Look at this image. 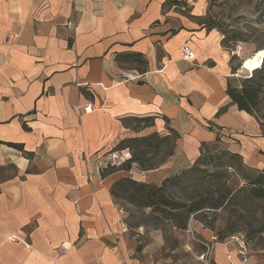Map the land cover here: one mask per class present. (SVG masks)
Listing matches in <instances>:
<instances>
[{
    "label": "crops",
    "instance_id": "obj_1",
    "mask_svg": "<svg viewBox=\"0 0 264 264\" xmlns=\"http://www.w3.org/2000/svg\"><path fill=\"white\" fill-rule=\"evenodd\" d=\"M170 1L0 0V264H139L112 194L128 175L107 171L126 139L175 133L184 163L206 146L264 171V127L227 94L238 52L206 28L208 0ZM234 248L217 243L214 263L239 260Z\"/></svg>",
    "mask_w": 264,
    "mask_h": 264
},
{
    "label": "rangeland",
    "instance_id": "obj_2",
    "mask_svg": "<svg viewBox=\"0 0 264 264\" xmlns=\"http://www.w3.org/2000/svg\"><path fill=\"white\" fill-rule=\"evenodd\" d=\"M188 11L186 8L185 12ZM203 22L206 28L214 26L223 39L227 38L225 48L238 52L233 57V67H240L242 72L239 74L241 77L235 78L236 85L241 80L250 78L252 72L244 71L242 62L258 50L264 49V0H208ZM262 111L264 114V104ZM143 126L144 124L141 125ZM128 150L131 157L137 154L143 162L160 164L157 169L169 163L170 168L165 172L168 178L182 175L183 172L189 173L186 183L166 184L165 197L175 202L212 199L222 193L226 194V190H233L244 184L233 169H221L227 173V182L226 179L221 182L216 176L211 178L206 175L207 171H216L214 167L219 164V160L214 155L226 151L222 148L209 150L214 159L208 166H198L196 161L184 163L179 160L172 141L161 143L158 150H150L141 144L132 145ZM121 161L116 160L107 171L120 169L127 173L125 178L135 181H139V176H131V171L150 172L141 170L138 163L133 164L128 171V161L117 166ZM239 163L244 164L243 161H237L235 165ZM193 181L195 182L192 183ZM162 184L163 182L158 181L150 185L160 187ZM117 190L116 202L124 210V223L128 227L126 235L139 264H200L198 256L205 251L203 245L210 243L212 236L224 237V240L219 239L218 244H225L227 239L233 237L243 240L247 245L248 264H264V201L240 197L228 202L222 210L192 216L184 227L170 220L169 210L161 214L160 208L155 211L153 208L143 207L141 204L147 203L149 199L143 198L139 192L127 189L128 193L125 194L123 189ZM232 245L237 250L238 243L235 241Z\"/></svg>",
    "mask_w": 264,
    "mask_h": 264
},
{
    "label": "trees",
    "instance_id": "obj_3",
    "mask_svg": "<svg viewBox=\"0 0 264 264\" xmlns=\"http://www.w3.org/2000/svg\"><path fill=\"white\" fill-rule=\"evenodd\" d=\"M169 4L180 5L181 1L171 0ZM208 29L214 30L216 27L212 26ZM226 42L227 38H224L222 40L223 46ZM233 60L234 58L232 61ZM239 70L240 67H234L233 74H237ZM254 73H256V75H254ZM236 84L237 82L234 80L229 81L227 85V94L232 100L233 104L236 105L240 111H244L253 116L255 119H257L260 125L264 127V114L262 111V105L264 104V63L263 67L253 72L250 78L243 79L238 85ZM152 122L153 118H140L133 119L132 123H136L135 129H139L141 124L149 126ZM176 139L177 135L175 133L166 137H161L155 134L148 137L126 139L122 141L112 153L128 150L132 145L134 146L136 144H141L150 150H158L160 149L161 143H168L172 141L175 144ZM209 152L210 151H208V147L203 146V153L196 161L198 166H208L211 164L214 156L217 157L216 159L219 160V164L215 165L214 167L216 171L213 173H209L207 171L206 175H209L211 178L216 176L222 182L224 179L228 178V176L227 173L225 171L222 172L221 169H233L238 178L242 180L244 184L239 185L233 190H226V194L222 193L221 195H218L212 199H192L188 201V203H179L167 199L165 197V187L167 183L183 184L187 182L189 173L183 172L182 175H176L172 178L166 179L160 187L135 181L130 178H123L113 186L112 194L116 199L118 196L117 189L119 188L123 189L125 194L128 193V190H135L136 192H139L143 198L146 197L149 199L147 203L144 202L141 204L143 207L153 208L155 211H158L156 209L160 208L162 211L161 214H165L166 210H169L170 220L175 221L177 225L184 227L186 226L185 222L187 223L188 219H190L192 216L202 214L206 211L222 210L228 202L240 197H246L250 200L264 201V171L249 168L242 163L235 165L237 161H242L241 157L237 154L224 151L219 155L212 156ZM226 159H228V161H226ZM135 163H138L140 169L143 171L155 170L160 166V164L156 165L154 163L143 162V160H141L137 154H134L127 162V170H131L132 165ZM109 166L107 168H109ZM225 182H227V179ZM181 217H184L185 219L180 220L179 218ZM219 239L224 240V237L219 236Z\"/></svg>",
    "mask_w": 264,
    "mask_h": 264
},
{
    "label": "built area",
    "instance_id": "obj_4",
    "mask_svg": "<svg viewBox=\"0 0 264 264\" xmlns=\"http://www.w3.org/2000/svg\"><path fill=\"white\" fill-rule=\"evenodd\" d=\"M181 58L183 61L188 62V63H193L195 61L196 53L194 49L192 48L190 42L184 43L183 46L181 47ZM251 76H252V73H251ZM141 77L142 75L140 74H136L132 72H123L121 75V80L122 82H134L140 79ZM77 87H90V84L89 83H84V84L78 83ZM111 157H112V160H124L125 161L124 157H119L118 154L116 153L112 154ZM130 175L134 177V176L139 175V173L137 171H131ZM118 214H119V220L122 224V233H127L128 227L124 223V218H125L124 210L119 208ZM10 241L15 242V243H20V244L22 243V241L17 237H11ZM235 241L236 243H238V246H236L237 247L236 249H237L239 260H236L231 252H228L227 260L230 264H245L246 262H248L249 258H248L247 245L243 240L240 241V239L233 237L232 239H227L225 245H230ZM218 242H219V238L217 236H212L210 243L204 244L205 251L202 252L198 256V261L200 262V264H213L214 249H215V245ZM68 249H69L68 244H65V243L60 245L58 248L60 253H63L64 251Z\"/></svg>",
    "mask_w": 264,
    "mask_h": 264
},
{
    "label": "bare ground",
    "instance_id": "obj_5",
    "mask_svg": "<svg viewBox=\"0 0 264 264\" xmlns=\"http://www.w3.org/2000/svg\"><path fill=\"white\" fill-rule=\"evenodd\" d=\"M264 63V49L258 50L250 57L244 59L242 69L244 71L255 72L263 67Z\"/></svg>",
    "mask_w": 264,
    "mask_h": 264
}]
</instances>
